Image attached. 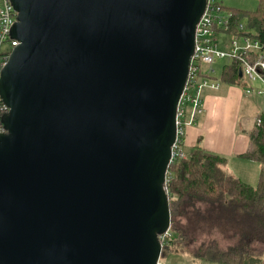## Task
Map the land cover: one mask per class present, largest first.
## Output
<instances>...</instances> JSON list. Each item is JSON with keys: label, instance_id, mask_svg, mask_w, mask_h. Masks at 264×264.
<instances>
[{"label": "water", "instance_id": "1", "mask_svg": "<svg viewBox=\"0 0 264 264\" xmlns=\"http://www.w3.org/2000/svg\"><path fill=\"white\" fill-rule=\"evenodd\" d=\"M10 2L19 45L0 75V264H159L177 109L208 0Z\"/></svg>", "mask_w": 264, "mask_h": 264}, {"label": "trees", "instance_id": "2", "mask_svg": "<svg viewBox=\"0 0 264 264\" xmlns=\"http://www.w3.org/2000/svg\"><path fill=\"white\" fill-rule=\"evenodd\" d=\"M258 1L259 7L254 12L223 7L233 16L231 33L249 36L264 46V0ZM240 24L245 31L238 30ZM240 68L239 59L225 65L220 82L240 85ZM6 112L0 100V129H4L2 118ZM258 120L248 133V151L242 155L261 164L258 186L227 174L224 168L228 159L207 151L201 138L187 159L170 165L167 192L171 236L161 239L162 256L181 253L212 264H259L251 258L255 256L254 245L264 242V115ZM216 234L231 244L222 249ZM199 236L209 241L190 253L186 247Z\"/></svg>", "mask_w": 264, "mask_h": 264}, {"label": "built area", "instance_id": "3", "mask_svg": "<svg viewBox=\"0 0 264 264\" xmlns=\"http://www.w3.org/2000/svg\"><path fill=\"white\" fill-rule=\"evenodd\" d=\"M232 19L231 12L214 0H208L205 12L196 28L195 49L190 60L187 82L178 104L177 137L172 148L170 165L188 157L184 152L186 130L194 125L204 113V90L208 88L217 90L221 86L215 69L218 61L232 62L239 59L242 71L241 81L247 86L246 93L264 97V46L249 36H243L238 32L231 33ZM17 21L18 13L10 0H2L0 5V75L12 51L19 45L18 41L11 38V31ZM238 30L245 31L244 25L240 24ZM222 37L230 40H222ZM4 108L8 112L9 109L5 104ZM258 123H260L259 120ZM3 132L4 129H0V134ZM169 181L167 174L166 189ZM170 236L169 230L160 237V240Z\"/></svg>", "mask_w": 264, "mask_h": 264}, {"label": "crops", "instance_id": "4", "mask_svg": "<svg viewBox=\"0 0 264 264\" xmlns=\"http://www.w3.org/2000/svg\"><path fill=\"white\" fill-rule=\"evenodd\" d=\"M1 2L2 0L0 5ZM220 5L226 7L224 4ZM217 78L220 80L218 75ZM246 89L247 86L242 81L238 86L221 83L217 90L205 89L204 113L194 125L187 128L184 147H190L192 151L201 138L207 151L228 159L224 168L227 174L256 187L262 166L242 155L249 148V131L259 117L264 115V97L247 94ZM244 124L247 125L245 128ZM254 249L255 256L251 258L264 264V242L255 244Z\"/></svg>", "mask_w": 264, "mask_h": 264}, {"label": "rangeland", "instance_id": "5", "mask_svg": "<svg viewBox=\"0 0 264 264\" xmlns=\"http://www.w3.org/2000/svg\"><path fill=\"white\" fill-rule=\"evenodd\" d=\"M214 1L220 4H224L227 8H232V9L241 10V11L254 12L259 7L258 0H214ZM244 23H246V21H244ZM224 39H226V41L230 40L229 38L222 37V40ZM221 47H222V50H224L222 45ZM229 63L230 61L228 60H220L217 62V64L215 65V69H216V74L219 77L222 74L223 67ZM243 126L245 128L247 125L244 124ZM190 151H191L190 147H186V146L184 147V152L188 156L190 154ZM183 222H185V220H183ZM215 237L219 240L220 247L222 249H226L231 244L228 240L222 239L221 237H219L218 234H216ZM204 241H209V240L205 237L199 236L198 240L195 243L188 245L186 248L188 251H190V253L191 252L195 253V251L200 247V245ZM160 263L161 264H212V263L205 262L202 260H195V258L191 254L181 255V253L180 254H177V253L165 254L164 256L161 257Z\"/></svg>", "mask_w": 264, "mask_h": 264}]
</instances>
